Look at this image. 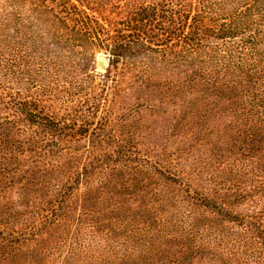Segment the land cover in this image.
Returning <instances> with one entry per match:
<instances>
[{
  "label": "rangeland",
  "instance_id": "rangeland-1",
  "mask_svg": "<svg viewBox=\"0 0 264 264\" xmlns=\"http://www.w3.org/2000/svg\"><path fill=\"white\" fill-rule=\"evenodd\" d=\"M121 1L106 11L87 0L76 4L93 16L119 23L130 17L131 6L136 3ZM9 32L11 37L5 44L12 47L18 62L15 75L0 74V97L9 98L11 92L17 100L34 101L39 106L35 112L39 118L60 122L64 130L61 135L43 131L36 120L29 129L10 132L11 143L0 145L1 207L17 208L27 213L26 220L35 222L34 213L50 214L57 210L56 201L60 200L53 197L66 195L72 199L76 215L82 204L100 212L110 204L122 221L132 222L146 213L147 194L158 193L164 199L165 220L160 224L164 235H172L162 242L158 255L183 258L181 264H192V255H197L194 264H225L231 255L253 262L257 256L264 260L262 247L254 241L256 235L264 234L263 179L246 168L245 145L228 132L230 114L224 112V105L196 102L192 88L178 92L187 83L173 81L165 84L161 96L149 102L143 85L122 65L112 67L104 52L96 54L87 71L90 78L79 73L78 81H74L64 75L74 72L78 56L64 60L61 78H50L45 74L59 65L45 63L43 59L49 58L42 51L46 49L42 42H27L25 35ZM82 86L94 90L77 95L75 89ZM107 93L112 101L109 112ZM150 164L158 165L152 180ZM241 217H253L255 230L248 233L237 222ZM122 226L126 228V224ZM125 233L106 237L114 248L115 242L119 243L115 253L107 243H101L93 253L124 255L130 248L129 254H147L140 245L134 248L136 252L132 249L133 236L141 237L130 226ZM103 236L99 235L101 239ZM200 255L206 259L201 261Z\"/></svg>",
  "mask_w": 264,
  "mask_h": 264
},
{
  "label": "trees",
  "instance_id": "trees-1",
  "mask_svg": "<svg viewBox=\"0 0 264 264\" xmlns=\"http://www.w3.org/2000/svg\"><path fill=\"white\" fill-rule=\"evenodd\" d=\"M87 1L104 11L122 2ZM76 2L80 0H0L2 77L7 73L16 74L17 54L5 44V39L11 37L7 33L13 31L16 35H25L27 42L41 41L46 47L42 51L49 60L40 59L52 66L59 65L58 69L45 74L50 78H61L64 60H73L76 56L79 71L73 66L74 72L64 75L74 81H78L79 73L90 78L87 71L96 54L104 52L109 55L112 67L117 69L122 65L135 82L143 85L149 102L162 95L166 83H187L185 89L178 92L192 88L196 102L210 101L215 107H219V103L224 105V112L230 114L228 132L238 136L245 145L246 168L253 176L263 179L264 187V0H134L130 17L119 23L93 16ZM38 29L42 32H36ZM45 37L48 47L44 44ZM95 76L101 75L95 73ZM88 90L94 88L82 86L75 92L78 95ZM8 94L10 99L0 97V145H9L13 138L10 132H21L23 127L29 129L36 120L43 131L49 129L50 133L62 134L64 128L60 122L37 116L39 106L34 101L17 100L13 93ZM105 97L109 112L112 101L108 93ZM194 110L192 101V115L196 113ZM150 165L149 180H152L158 165ZM55 197H60L56 201L57 210L46 215L45 211L34 213L35 222L26 220L27 213L22 214L17 208H3L0 203V264L183 263V258H175V255L172 258L158 255L162 242L172 236L164 235L160 224L165 220L161 194L148 193L146 213L142 219L138 215L132 222L122 221L117 209L110 204L100 212L87 209L81 201V210L76 215L71 198ZM67 200L70 201L66 203ZM52 203L55 202L49 204L52 206ZM63 204L66 207L61 208ZM253 219L241 217L237 222L250 233L256 228ZM122 224H126V228ZM84 225L90 229H84ZM129 226L141 237L139 240L133 236L132 249L136 252L134 248L140 245L147 254H129L130 248L124 255L93 253L101 243L102 246L107 243L115 253L119 243L115 242L114 248L106 237L126 234ZM100 234L104 235L102 239ZM194 235L192 229V239ZM254 241L264 251V234L256 235ZM200 256L201 261L206 259ZM196 258L197 255H192V264ZM262 258L257 256L253 262L231 255L225 264H259L264 263Z\"/></svg>",
  "mask_w": 264,
  "mask_h": 264
},
{
  "label": "water",
  "instance_id": "water-1",
  "mask_svg": "<svg viewBox=\"0 0 264 264\" xmlns=\"http://www.w3.org/2000/svg\"><path fill=\"white\" fill-rule=\"evenodd\" d=\"M99 66H100V67H103V66H104V64H103V63H99Z\"/></svg>",
  "mask_w": 264,
  "mask_h": 264
},
{
  "label": "bare ground",
  "instance_id": "bare-ground-1",
  "mask_svg": "<svg viewBox=\"0 0 264 264\" xmlns=\"http://www.w3.org/2000/svg\"><path fill=\"white\" fill-rule=\"evenodd\" d=\"M104 64V63H103Z\"/></svg>",
  "mask_w": 264,
  "mask_h": 264
}]
</instances>
